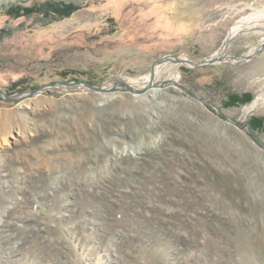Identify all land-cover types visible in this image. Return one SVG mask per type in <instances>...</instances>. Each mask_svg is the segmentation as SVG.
<instances>
[{
    "label": "rangeland",
    "instance_id": "obj_1",
    "mask_svg": "<svg viewBox=\"0 0 264 264\" xmlns=\"http://www.w3.org/2000/svg\"><path fill=\"white\" fill-rule=\"evenodd\" d=\"M263 7L0 0V264H264V46L118 85L208 59ZM262 38L242 31L228 55Z\"/></svg>",
    "mask_w": 264,
    "mask_h": 264
},
{
    "label": "bare ground",
    "instance_id": "obj_2",
    "mask_svg": "<svg viewBox=\"0 0 264 264\" xmlns=\"http://www.w3.org/2000/svg\"><path fill=\"white\" fill-rule=\"evenodd\" d=\"M261 11H257L254 14L248 15L246 17H243L240 19V21L237 22V24L231 29V31L228 33V35L226 36L225 40H224V47L223 49L219 52V56L227 58L228 57V48L229 45L231 43V41L234 39V37H236L240 32L242 31H249V30H253V31H257V30H264V7L260 9ZM261 24H263L261 26ZM261 26V27H259ZM264 46V38H262L261 42L255 43L252 48L245 54L247 56L253 55L258 53ZM227 49V52H226ZM170 64L174 65V81H176L178 79V72L177 69L180 66H186L187 64H185L184 62H180V61H166L163 63H157L154 68H153V73H152V77H150V75H147L143 78L144 80V84L142 85L139 80L136 79H128L127 84L133 88V90H136L138 88L143 87L144 85L147 86L149 84H155L157 82V78L160 74V72L166 67H169ZM169 70V69H168ZM170 73V72H169ZM170 75V74H169ZM260 99V98H259ZM252 107H255L252 105ZM250 107V108H252Z\"/></svg>",
    "mask_w": 264,
    "mask_h": 264
},
{
    "label": "water",
    "instance_id": "obj_3",
    "mask_svg": "<svg viewBox=\"0 0 264 264\" xmlns=\"http://www.w3.org/2000/svg\"><path fill=\"white\" fill-rule=\"evenodd\" d=\"M224 47V43H222L220 49L214 54L212 55L211 57H209L208 59L200 62V63H193L191 60H189L188 58L184 57V56H167V57H164L162 58L159 62L157 63H163V62H166V61H180V62H184L186 65V67H190V68H202V67H207V66H212V65H216V64H219V63H222V62H227V61H233V62H245V61H248L250 60L251 58H253L256 54H253V55H250V56H247L245 54L243 55H240V56H229L227 58H224V57H221L219 56V52L223 49ZM226 52H227V49H226ZM152 73H153V69L150 73V77H152ZM57 84L59 85H63V86H74V85H81V86H84V87H87V88H90L94 91H103L104 89L102 88H99V87H96V86H93V85H89L87 83H79V82H62V81H59L57 82ZM118 85H121L129 90H132L131 87L126 83V82H120L118 83ZM49 86H45L43 88H39L37 90H34L33 92H31L30 94H36L38 92H40L41 90H45L47 89ZM143 90V89H142ZM139 91V90H138ZM141 91V90H140ZM0 96L2 98H4L5 100H10V97L4 93V91H2L0 89Z\"/></svg>",
    "mask_w": 264,
    "mask_h": 264
},
{
    "label": "trees",
    "instance_id": "obj_4",
    "mask_svg": "<svg viewBox=\"0 0 264 264\" xmlns=\"http://www.w3.org/2000/svg\"><path fill=\"white\" fill-rule=\"evenodd\" d=\"M76 10H77V6H74V5H65L64 7H61V8L57 5V6H55V9H54L55 13H57V15L60 16L61 18L70 16ZM19 11L25 12L26 15L33 13V10L30 9V8H22V9L17 8V9L8 10L7 14L9 16L14 15V17H19L18 16L20 14ZM17 13H19V14H17ZM249 100H250V97L247 96V95H244V96L231 95L228 98V102H227L226 105L227 106L228 105H236L238 103L239 104H244V103L249 102ZM252 127L255 128V129L260 128L261 124L253 125V123H252Z\"/></svg>",
    "mask_w": 264,
    "mask_h": 264
}]
</instances>
